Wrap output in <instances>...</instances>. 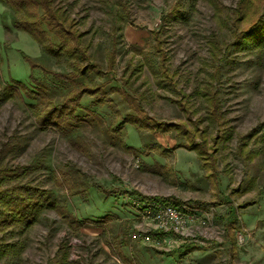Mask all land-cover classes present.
Segmentation results:
<instances>
[{
  "label": "rangeland",
  "instance_id": "1",
  "mask_svg": "<svg viewBox=\"0 0 264 264\" xmlns=\"http://www.w3.org/2000/svg\"><path fill=\"white\" fill-rule=\"evenodd\" d=\"M216 1L219 11L212 0H177V12L163 19L176 0H123L127 17L121 20V30L117 29L122 38L117 43L115 72L118 80L129 60H142L136 49L148 52L157 70L158 56L152 50L150 31L159 29L168 70L177 87L192 94V118L203 114L196 90L213 81L227 120L224 128H232L229 140L218 141L215 180L206 176L194 150L182 146L160 154L155 148H146L152 142L172 147L184 140L175 130L150 132L126 123L118 132H112L108 126L119 120L116 113L106 102H95L90 95L80 100L85 107L79 108L84 119L66 133L38 127L26 98L4 99L3 86L9 77L28 82V62L19 50L51 69L69 68L64 59L56 61L27 32L13 27L10 9L0 1V145L8 142L14 146L6 152L3 163L33 164L34 169L25 179L49 189L54 198L84 220L75 228L55 210L47 209L27 231L14 228L0 233V241L24 244L19 255L5 257L0 264H53L61 253V244L66 246L69 264H128L121 254L130 258L131 264H264V192L258 197V190L264 189V45L235 46L231 19L237 0ZM66 2L71 3V15L80 29L92 36V56L105 66L104 49L110 45L113 28L105 3L114 4L116 0H56L57 4ZM214 40L220 46L217 58L210 52ZM216 65L218 78L214 80ZM34 74H40L39 70ZM157 80L145 66L132 85L143 94V113L157 121L189 125L172 100L178 94L163 84L164 80ZM110 84L105 90L119 114L131 112L141 117V112L132 111ZM60 94V88L53 87L50 92L55 100ZM88 109L98 114L99 122L91 119ZM209 133L214 134L213 127ZM240 133L246 134L255 151L247 160L236 153ZM97 184L128 193L104 195ZM153 196L169 197L170 203L177 200L187 206L207 204L203 209L194 208L207 219L204 224L196 223L194 240L153 246L141 239L140 234L152 226L140 217L136 203L162 202L147 198ZM222 198H229L237 206L256 199L237 210L234 250L229 249L223 227L226 205H210Z\"/></svg>",
  "mask_w": 264,
  "mask_h": 264
},
{
  "label": "trees",
  "instance_id": "2",
  "mask_svg": "<svg viewBox=\"0 0 264 264\" xmlns=\"http://www.w3.org/2000/svg\"><path fill=\"white\" fill-rule=\"evenodd\" d=\"M0 1L9 7V22L13 27L27 32L39 44L41 49L54 57L56 61L60 62L64 59L69 68L68 70L51 69L41 60L34 59L24 51L19 50L28 62V82L9 77L3 86L4 99L14 96H20L22 99L26 98L28 100L26 105L34 115L38 127H52L59 132L66 133L84 119V115L79 112V108H85L80 100L83 95H90L95 102H106L116 113L119 120L111 122L108 126L112 132H118L126 123H130L137 129L148 128L150 132L175 130L179 136L184 137V140L172 147H165L152 142L146 144V148L150 150L155 148L160 154L171 153L173 149L182 146L194 150L201 161L202 168L206 171V176L212 180L216 179L217 161L215 153L218 141L229 140L232 133L231 126H228L226 130L224 128L227 120L223 117L218 91L212 80L205 82L196 90L203 104V114L192 118V115L195 114V110L191 108L192 94L178 88L173 73L168 70L165 64L166 58L159 29L150 31L153 40L152 50L158 56L157 70L148 52L144 49H136L135 51L140 53L142 60L136 62L129 60L124 65L122 73L118 75V80H116L117 43H119L118 39L122 38V33L118 32L117 29L121 30V20L127 17V7L123 0H116L114 4L105 3L113 21L110 45L104 49L105 66L92 56L90 51L92 36H86L87 32L80 29L77 20L71 15V3L57 4L56 0ZM212 4L217 11L220 10L219 3L216 0H212ZM177 7L176 0V3L163 14V19L172 17L177 12ZM231 22L234 34L233 44L235 46L262 47L264 45V0H237ZM219 47L217 41L214 40L211 43L210 52L213 58H217L218 52L216 50ZM145 66L158 79V83H163L159 81L164 80L163 84H167L178 94L177 98L172 100L183 111L189 125L182 122L157 121L152 116L143 113L140 105L143 94L133 89L132 85ZM218 68V65L214 66L212 72L214 80L218 78ZM36 69L39 70L40 74H34ZM101 77L105 78L100 81L99 78ZM109 83H111L110 89L117 92L132 111L141 112V117L138 113L132 114L131 112L119 114V111L113 105L112 98L108 96L105 90L106 85ZM53 87L61 89L58 100L50 95ZM86 111L91 115L93 121L99 122L98 114L90 109ZM211 127L214 128V134L209 133ZM251 131H253V128ZM262 139H264V133ZM236 140L237 155L243 160L252 158L255 151L249 146L246 134H237ZM124 145L128 146L127 144ZM11 149H14V146H11L10 143L1 142L0 233L14 228H19L21 232L27 231L40 220L42 212L47 209L55 210L60 217L75 228L81 225L84 220L76 217L65 204L54 198L49 189L41 188L25 179L28 173L34 169L33 164L8 166L3 163L6 152ZM58 183L60 182L58 181ZM96 186L104 195L128 193L126 190L115 187L108 188L101 184ZM237 189L238 187L235 188V190ZM263 192L264 189L258 190V197ZM147 198L170 202L168 201L169 197L153 196ZM255 200H247L239 206L233 204V201L229 198L210 202V205L213 206L225 204L227 207V212L223 218V227L229 241L230 250L236 248V238L233 231L238 227L237 210L253 203ZM171 203L182 205L177 200ZM190 204L188 206L190 209H203L207 205ZM89 221L100 223L102 220L90 219ZM194 246L193 244L192 247ZM23 247L24 244L21 241H0V260L5 257L19 255ZM59 248L61 253L58 254L53 264H69L66 246L61 244ZM121 257L126 263L131 264L130 258L123 254H121Z\"/></svg>",
  "mask_w": 264,
  "mask_h": 264
},
{
  "label": "built area",
  "instance_id": "3",
  "mask_svg": "<svg viewBox=\"0 0 264 264\" xmlns=\"http://www.w3.org/2000/svg\"><path fill=\"white\" fill-rule=\"evenodd\" d=\"M140 217L149 220L152 228L140 234L145 242L157 246L161 242L182 244L195 239L197 224L206 223V217L197 209L170 202L137 201Z\"/></svg>",
  "mask_w": 264,
  "mask_h": 264
}]
</instances>
